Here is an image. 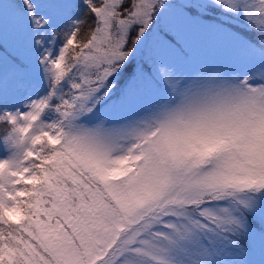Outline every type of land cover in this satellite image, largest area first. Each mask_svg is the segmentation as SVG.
Masks as SVG:
<instances>
[{
    "label": "snow or ice",
    "instance_id": "obj_1",
    "mask_svg": "<svg viewBox=\"0 0 264 264\" xmlns=\"http://www.w3.org/2000/svg\"><path fill=\"white\" fill-rule=\"evenodd\" d=\"M0 264H264V0H0Z\"/></svg>",
    "mask_w": 264,
    "mask_h": 264
}]
</instances>
